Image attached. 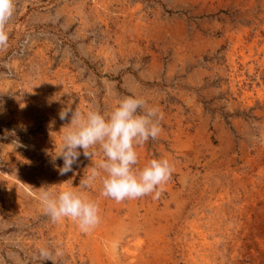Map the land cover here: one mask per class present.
Returning <instances> with one entry per match:
<instances>
[{
    "label": "rangeland",
    "instance_id": "374dc122",
    "mask_svg": "<svg viewBox=\"0 0 264 264\" xmlns=\"http://www.w3.org/2000/svg\"><path fill=\"white\" fill-rule=\"evenodd\" d=\"M14 7L0 49V264H264V0ZM130 95L164 113L139 167L168 158L172 177L159 198L121 203L98 182L94 230L53 223L40 188L79 187L92 166L81 154L60 175L53 161L72 113Z\"/></svg>",
    "mask_w": 264,
    "mask_h": 264
},
{
    "label": "clouds",
    "instance_id": "9594fccd",
    "mask_svg": "<svg viewBox=\"0 0 264 264\" xmlns=\"http://www.w3.org/2000/svg\"><path fill=\"white\" fill-rule=\"evenodd\" d=\"M14 3L15 0H0V49L8 47L6 29L15 11ZM69 111L70 108L60 113L61 120ZM163 119L164 113L157 106H150L145 98L135 95L123 98L108 113L76 109L53 161L63 159V166H57L60 175L72 172L81 154L92 160V166L79 187L40 188L38 199L45 214L53 223L69 219L87 233L101 222L99 201L87 192L95 190L98 182L100 195L117 203L153 194V198H159L175 172L174 163L168 158H153L139 167L138 148L160 136ZM56 254H61L58 249ZM39 256L56 262L48 248L41 247Z\"/></svg>",
    "mask_w": 264,
    "mask_h": 264
},
{
    "label": "bare ground",
    "instance_id": "6f19581e",
    "mask_svg": "<svg viewBox=\"0 0 264 264\" xmlns=\"http://www.w3.org/2000/svg\"><path fill=\"white\" fill-rule=\"evenodd\" d=\"M224 198V197H223ZM195 229V228H194ZM207 230V229H206ZM202 231V230H201ZM200 233H202V232H200ZM207 234V233H206ZM202 236V235H201ZM206 236V235H205ZM208 237H209V235H208ZM201 238H203V237H201ZM195 240V239H194ZM201 240V239H200ZM205 241V240H204ZM202 242V241H201ZM206 245V244H205ZM192 246V245H191ZM208 246H209V244H208ZM206 247V246H205ZM204 248V247H203ZM208 257V256H207ZM207 259V258H206Z\"/></svg>",
    "mask_w": 264,
    "mask_h": 264
}]
</instances>
